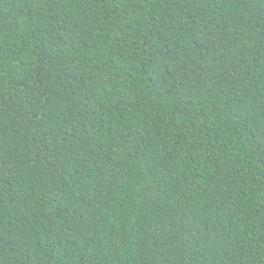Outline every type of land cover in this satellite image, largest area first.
Wrapping results in <instances>:
<instances>
[{"label":"trees","instance_id":"1","mask_svg":"<svg viewBox=\"0 0 264 264\" xmlns=\"http://www.w3.org/2000/svg\"><path fill=\"white\" fill-rule=\"evenodd\" d=\"M0 264H264V0H0Z\"/></svg>","mask_w":264,"mask_h":264}]
</instances>
